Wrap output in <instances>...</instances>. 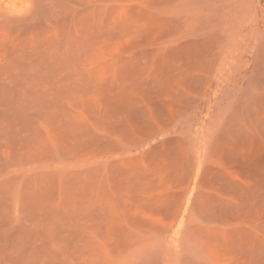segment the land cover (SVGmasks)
<instances>
[{"label":"rangeland","instance_id":"rangeland-1","mask_svg":"<svg viewBox=\"0 0 264 264\" xmlns=\"http://www.w3.org/2000/svg\"><path fill=\"white\" fill-rule=\"evenodd\" d=\"M0 264H264V0H0Z\"/></svg>","mask_w":264,"mask_h":264}]
</instances>
